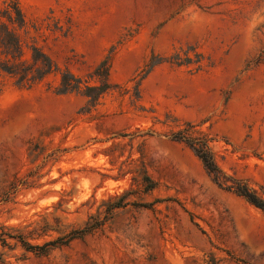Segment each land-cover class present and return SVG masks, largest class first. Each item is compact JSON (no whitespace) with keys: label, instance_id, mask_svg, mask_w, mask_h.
Instances as JSON below:
<instances>
[{"label":"rangeland","instance_id":"374dc122","mask_svg":"<svg viewBox=\"0 0 264 264\" xmlns=\"http://www.w3.org/2000/svg\"><path fill=\"white\" fill-rule=\"evenodd\" d=\"M17 2L58 70L0 72V264H264V210L173 138L205 137L221 181L264 197V0ZM103 59L95 104L55 92Z\"/></svg>","mask_w":264,"mask_h":264},{"label":"trees","instance_id":"16d2710c","mask_svg":"<svg viewBox=\"0 0 264 264\" xmlns=\"http://www.w3.org/2000/svg\"><path fill=\"white\" fill-rule=\"evenodd\" d=\"M31 28H35L33 24L26 19L25 14L17 0H1L0 1V72H3L15 78V83L19 86L30 87L51 72L58 70L56 64L50 56L36 43L31 36ZM171 57L170 59H176ZM151 64L165 61L166 58H151ZM177 63V62H176ZM109 64L107 59H103L86 78L77 76L68 70L60 72V81L55 89L57 94L78 93L83 94L88 104L91 106L96 103L101 94L112 87L108 79ZM90 80L97 83L91 84ZM175 140L185 142L193 153L200 159L205 170L212 176L215 183L225 189H233L237 194L242 195L248 202L254 206L264 210V197L249 188L240 181L235 185H226L221 181L223 172L214 160L213 154L207 144V139L200 135L183 134L178 131L173 135ZM148 181L144 186V190L148 191L154 187V182L146 177ZM123 196L117 200L107 201V210L121 207L123 204ZM101 222L95 221L91 224L89 221L79 229L72 230L67 236L59 237L56 240L47 242L43 245L30 244L19 238L22 247L29 251L43 249L46 244L62 241L65 242L73 237L81 236L93 230ZM1 237V236H0ZM2 245H6L4 239L0 238ZM37 253V252H36Z\"/></svg>","mask_w":264,"mask_h":264}]
</instances>
